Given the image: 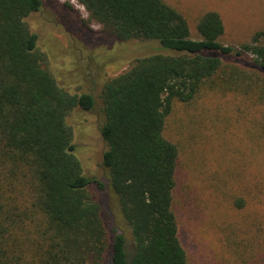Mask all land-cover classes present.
Returning <instances> with one entry per match:
<instances>
[{
  "label": "trees",
  "instance_id": "trees-1",
  "mask_svg": "<svg viewBox=\"0 0 264 264\" xmlns=\"http://www.w3.org/2000/svg\"><path fill=\"white\" fill-rule=\"evenodd\" d=\"M75 1L82 24L100 26L121 50L154 47L131 58L120 51L128 69L100 90L105 184L85 175L67 122L92 112L96 96L59 85L28 26L44 0H0V264H190L174 208L179 149L166 123L177 104L209 92L264 106V32L225 46L217 12L200 16L194 40L164 0Z\"/></svg>",
  "mask_w": 264,
  "mask_h": 264
},
{
  "label": "rangeland",
  "instance_id": "rangeland-1",
  "mask_svg": "<svg viewBox=\"0 0 264 264\" xmlns=\"http://www.w3.org/2000/svg\"><path fill=\"white\" fill-rule=\"evenodd\" d=\"M164 1L186 18L194 40L200 39L197 21L207 12L221 16L225 46L249 44L264 32V0ZM44 3L28 26L59 85L73 95L96 96L92 112L76 110L67 122L85 175L106 184L100 90L106 79L128 69L130 62L122 64L121 52L131 58L151 53L154 45L135 42L121 50L124 43L100 26L82 24L86 13L75 0ZM165 136L179 149L174 208L189 263L264 264V106L231 92L204 93L191 104L175 106ZM89 191L103 203L111 202L95 184Z\"/></svg>",
  "mask_w": 264,
  "mask_h": 264
}]
</instances>
